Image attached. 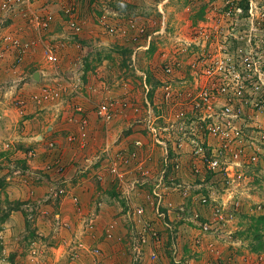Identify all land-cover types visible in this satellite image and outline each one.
<instances>
[{
  "label": "crops",
  "instance_id": "obj_1",
  "mask_svg": "<svg viewBox=\"0 0 264 264\" xmlns=\"http://www.w3.org/2000/svg\"><path fill=\"white\" fill-rule=\"evenodd\" d=\"M32 3L33 7L40 12L51 11L55 16L54 22L46 32V40L50 38V40L61 42L63 36L68 38L67 34L70 32L67 31L63 20L61 0H32ZM16 16L17 18H14L9 15L11 17L9 20L7 13L0 8V21L2 19L9 21L7 29L22 39L38 38L36 32L27 25L25 20L19 15ZM188 36V34L181 33L177 38L185 42L188 40ZM40 45L39 40L38 45L27 53L23 62L15 70L9 67L10 61L0 64V111L8 122L6 133L12 136L16 142L20 141L19 144L22 146L36 151L33 159L30 160L25 158L24 151L19 150L16 156L28 169L17 168L18 170H11L2 175L5 185L3 189L7 194L12 200L20 199L25 203L22 205L23 209L10 212L6 217L5 226L14 224L15 219L25 229L27 215L24 213L27 214L28 205H31L33 213L31 212L32 217L28 222L39 235L48 237V240L44 239V242H35L41 248L28 256L32 260V264H51L60 260L66 264H207L215 253L209 249L206 242L199 246L194 245L193 236L199 233L198 225L195 222L193 223L194 228L190 229V233L194 235L190 236L192 239L189 241L194 252H190V255L187 254L188 257H185L179 247L182 235L177 229L185 225L181 221L184 220V216L181 215L180 210L188 207V198H181L178 192L166 193L164 191L161 193L163 199L165 198L169 204L171 200L173 207L171 208L169 204V207L167 205H162L160 208L155 207L154 200L150 196L154 182L150 179L151 177H143L141 171L133 163L121 167L123 177H115L108 170L106 154L115 153L118 150H132L135 148L134 141L138 139L143 141V146L139 150L141 156L151 155L152 157L147 163L149 167L158 169L162 166L163 150L155 145L150 133H145L143 126L138 124L142 123L141 120L147 113L146 105L144 110H139L140 108L136 106L120 109L115 119L109 124H105L99 120L95 111L98 103L105 97V83L102 80L98 82L89 79L88 75H83L82 79L79 76V78L76 76L73 79H65L70 87L67 93L62 94L60 100L33 102L29 106L26 105L28 106L27 116L22 119L17 118L13 97L17 98L18 94H28L34 91L48 79L43 70L40 72L38 70L40 79H34L37 67H52L46 61ZM69 47L60 46L58 49L60 61L56 67L59 70L65 69L64 67L72 70L75 66H82L81 62L76 65L80 55L72 47ZM152 47L155 45L152 44ZM145 48L148 49L147 46ZM169 49L175 48L170 47ZM176 51H173L174 55L170 56V51L165 55L180 56L181 52L176 53ZM183 57L187 59L186 55ZM186 62L187 65H184L182 70L176 73L182 91L190 86L189 82L197 81V74L192 70L189 64L190 60L187 59ZM151 65L153 68L156 66L152 63ZM15 73L17 74L13 75ZM81 80L83 81L81 82ZM132 84L129 85L128 90L120 88L115 95L124 97L127 95L133 104L142 105L144 101L143 99L140 101L138 97L135 89L136 83ZM76 85H84L88 95L83 96L77 89L79 95L73 97L72 91L75 90ZM145 103H150L146 94ZM76 104L83 106V112L76 110ZM153 104L155 103L153 102ZM166 112L167 115H171V111ZM81 116L87 117L89 122L86 144L83 147L80 140L74 142L68 140L70 134L79 135L78 122ZM78 139L80 138L78 137ZM50 141H55L54 149L47 147ZM105 149H109V152H105ZM99 154L102 157L101 161L95 162L96 156ZM55 156H59L65 163V171L61 175L44 169L48 163L54 160ZM34 168H37V171ZM60 185H65L79 197V205L74 202L71 195L64 196V198L54 196L55 188L58 189ZM197 196L195 195L196 198ZM29 198L32 199L31 203L27 201ZM129 204L144 206V220L150 221L161 236V241L157 246L148 243L139 254H137L135 245L144 233V227L141 218L130 211ZM195 204V209L198 208L201 213L205 214L206 211H209L206 206ZM158 209L165 216H159ZM90 219L94 221L92 227L88 225ZM112 223L115 224L113 236L108 237L107 230ZM170 235H172L171 240H169ZM173 238H176L178 246L180 256L178 262H175L171 251ZM222 247L223 258H226L228 249L225 250L226 245ZM96 248L101 249L100 253L95 252ZM153 249L159 253L158 261H153L150 258ZM73 252L75 257H72ZM236 257L237 261L234 264H253L252 261L245 258V255L242 256L243 259L241 256Z\"/></svg>",
  "mask_w": 264,
  "mask_h": 264
},
{
  "label": "rangeland",
  "instance_id": "obj_2",
  "mask_svg": "<svg viewBox=\"0 0 264 264\" xmlns=\"http://www.w3.org/2000/svg\"><path fill=\"white\" fill-rule=\"evenodd\" d=\"M255 1L259 5V9L257 10L255 8V11H257L258 14H264V0ZM124 3L126 4L124 5ZM127 4L129 7L126 6ZM67 5L74 7L77 11L78 19L83 24L81 32L77 35L72 33V30L66 23L63 8ZM213 5L218 8L215 9ZM222 5L223 2L220 0H61L63 20L67 27V31L70 33L67 34L68 38H66L67 36H63L61 42L50 40V38L47 41L63 47L65 46V48L69 46L72 47V49L80 55L76 65L81 62L82 66H75L72 70L67 67H64L65 69L63 70H59L56 67L58 64L52 65L50 63L48 64L52 66L51 68L37 67V71L39 70L40 72L43 70L46 73H44L45 77L48 78L41 83V86L61 85L63 93H67L70 85L66 83L65 79H73L76 76L82 79L83 75H88L89 79L91 78L98 82L101 80L104 81L103 83H105L106 88L104 89L105 97L103 100L115 99L120 102H128L126 106L121 105L120 109L136 106L140 108L139 110H144L145 105L147 106L146 108H148L149 104L145 103L146 94L151 105L153 102L155 103L152 105L155 113L157 115H162V118L158 120V124L162 125L165 123V118H163V116H167L166 111H174L179 107L187 108V96H189L187 95V90L191 92L195 86V83L191 81L189 82L190 86H187L184 88V91H182L180 82L178 83L179 79L176 76L177 74L175 73L169 77L163 72L162 64L167 60V56L163 54L168 51L171 52L170 55L175 54L173 51L181 45L179 43H184L185 47L188 49L185 50L184 53L187 59L193 61V47L196 46V43L199 41V49L197 51H199L201 56L199 63L200 77H205V65L211 64L216 56L223 54L224 44L231 52H234L239 45L244 47V52L246 53L250 51L252 46L255 51L257 47L259 49V46L263 45L264 48V31L261 29H264V18H257L256 29L252 31L251 20L241 19L237 21V26L233 32L238 36L243 35L244 39L237 40L238 38H235L233 35L229 36L227 33L229 32L228 29L232 27L230 26L231 22L226 21V19L217 20L212 18L214 14L218 13V9ZM103 13H106L112 22L127 29V32L124 35L121 34L122 32L110 34L107 30L102 28L100 25V17ZM14 18H17V16L15 15ZM130 21H135L137 24L144 26L146 28V33L138 39H134L135 36H133V34L135 31H132L134 28L129 27ZM250 32H252V35ZM181 33L189 35L187 41L184 42L177 38ZM249 37L252 38V45L248 42ZM224 39L226 40L225 43ZM148 43L150 44V49L145 48ZM152 44L155 45V47L151 48ZM170 47L175 49H169ZM40 48H42L41 45ZM151 63L156 66L153 68ZM30 71L32 72V70ZM16 74L17 73L13 75ZM82 81L83 80H81V82ZM165 81H171L173 83V89L177 88L176 99L174 98L167 101L163 99L164 96L162 98V85ZM199 81L201 83V80ZM133 82L136 83L135 89L137 90L140 101L142 99L144 101L142 105L140 104L139 106L133 104L129 99L130 97L127 95L125 97L123 95H115L120 88L128 90L129 85ZM84 85H76L75 90L72 91L73 97L79 95L78 92L82 93L83 96L88 95V91H86L87 89ZM146 85L149 87V90ZM39 88H35L34 91ZM160 88L161 90L159 91ZM30 94L31 92L28 94H18L17 97L28 99ZM17 99L18 98H15V96L13 97L14 107L17 109V118L22 119L27 116V108L33 102L29 100L26 104L28 106L21 107ZM55 101L56 100H54V102ZM245 110L250 120L249 122L255 121L256 119L260 122L263 121L264 116L260 115L256 117L250 106L245 107ZM174 119L175 118H173V120ZM138 124L143 126V131L145 133H149L143 123ZM7 128L8 122H6L2 115L0 118V264H32V260L28 256L33 254L36 250L39 251L41 248V246L35 244V242H44V239L48 240V237L39 235L30 223L28 225L26 223L24 229L15 219L14 224L5 226L6 219L4 218L9 207L7 200L15 203L18 201L22 203L21 205L25 203L20 199L12 200L9 194H7L6 190L3 189L5 185L2 175L11 170L15 171L17 168L25 169L26 166L21 163L22 160L16 156L18 155L16 153L22 150L26 153L25 158L31 160L33 158L28 157L27 154L33 149L22 146V144H19L20 141L19 143L16 142L12 136L6 133ZM9 132H11L10 129ZM150 136L152 137L151 134ZM153 142L155 145H158L155 140H153ZM259 156L261 159L255 164L249 166L242 165L241 170L243 176L231 186L230 192H226L227 186L224 184L220 174H218L216 178H211V174L206 173V169L202 167V173L196 175L191 168V159L189 156L183 158L182 169L178 170V172L169 173L171 176L176 177L178 181H182L185 185H192L194 188L198 187L197 184H203L201 189L210 195V197L216 199V203H225L224 214L227 217V221L224 225L223 223L216 225L220 235H224V238L212 239L215 243L216 251L221 253L222 258L223 252L221 247L226 245L225 250L228 249V255L224 254L227 257L223 258V264H234L237 261L235 260V258H237L236 256H241L242 258L244 255L246 256L245 258L249 259L250 262L252 261L253 264H264V249L262 251H253L251 249V246L257 243L258 234H261L264 239V228L259 227V231L256 230L258 228L257 217L264 215V154H260ZM30 167L29 165V168ZM34 169L37 171V168ZM160 169L161 167H158V169L153 168L152 170L151 179L154 181L152 183L153 186L157 182ZM169 184H171V181L166 180L165 187H159V191L161 193L164 191L176 193L177 191L168 188L170 186ZM194 188H192V190ZM201 189H195L193 194L186 197L181 195V198H188V207L180 210L181 215L184 216V220L181 221L185 225L177 229L180 235H182V239L179 241V247H181V251L185 254V257H188L186 255H190V252H194V248L192 250L189 244V241L192 239L190 236L192 237L194 235L190 233V229L194 228L193 215L196 211H199L198 208L195 209V203H197L198 206H201L202 203L199 195ZM195 195H198L197 198ZM150 196H152L154 200L155 207L157 206L160 208L162 205L168 206L169 204L165 198V200L163 199L164 202L161 201V204H158V201L155 200L157 197L154 195ZM31 200L32 199L29 198L27 200L28 203H31ZM169 202L172 204L171 200ZM22 207L23 206H21V209H23ZM172 207L173 204L171 208ZM206 208L209 210L208 207ZM27 209V214H24L27 215L26 221L28 222L32 217L31 212L33 210L31 205H28ZM205 214L207 216L208 214L211 215V210L206 211ZM199 234L200 232L197 235ZM171 236L172 235H170L169 240L172 239ZM164 237L168 241L165 235ZM195 237L196 235L193 236V239ZM229 237H231L233 241L231 244L227 242ZM185 241H187L186 245L184 244ZM43 254L45 255V253ZM58 262L66 264L63 260Z\"/></svg>",
  "mask_w": 264,
  "mask_h": 264
},
{
  "label": "built area",
  "instance_id": "obj_3",
  "mask_svg": "<svg viewBox=\"0 0 264 264\" xmlns=\"http://www.w3.org/2000/svg\"><path fill=\"white\" fill-rule=\"evenodd\" d=\"M220 1L223 2V5L219 7L218 13L214 10L216 14L212 18L217 20L226 19V21L231 22L230 26L232 27L228 29L229 32L227 33L229 36L233 35L238 38L237 40H244L243 35L238 36L233 32L237 26V21L241 19L251 20L252 31L256 29L257 18H264L263 13L258 14L255 11V8L259 9V5L255 0ZM213 6L215 7V5ZM0 8L7 13L9 20L11 17L19 15L26 20L28 26L38 35V38L24 40L7 29L9 21L2 19L0 21V64L10 61L9 67L15 70L23 62L30 49L38 45L39 40L40 44L42 43L41 46L46 61L52 65L59 63L58 49L61 45L45 39L46 32L54 20V14L51 11L40 12L36 10L33 7L32 0H0ZM217 8L215 7V9ZM63 9L68 27L74 35L79 34L83 24L78 19L77 11L71 5H67ZM100 25L110 34L122 32L121 34L124 35L127 32V29L112 22L106 13L101 15ZM129 27L134 28L132 30L135 31L133 34L135 36L134 39H138L146 33V28L135 21H130ZM261 29L264 31L263 28ZM250 34L252 35V32ZM225 42L226 40L224 39ZM248 42L252 45L251 37H249ZM200 57L198 61L191 60L189 63L192 70L197 74V81L191 92L187 90V95H189L187 96V108L179 107L174 111L171 110L172 117L171 115L163 116L165 123L159 125L158 120L162 118V115H157L152 108L153 106L148 103L147 113L141 120L144 127L152 135V138L163 150V162L159 177L151 190L152 195L157 197L158 204H161L163 200V195L158 188L164 186L166 180L171 181L168 188L177 191L185 197L193 194L195 189L200 190L202 188L203 184H197L198 187L194 188L192 185H185L182 181H178L176 177L169 174L182 169L185 156L190 157L191 168L196 175L202 173V167L206 169V173L211 174V178H216L220 174L224 184L227 186L226 192H230L231 186L243 176L242 165L255 164L261 159L259 155L264 154V119L261 122L258 119H256L257 121L249 122L250 120L245 110V107L250 106L256 117L264 116L263 45L259 46V49L257 47L256 51L252 46L250 51L246 53L242 45L237 46L235 51L231 52L224 44L223 54L216 56L211 64L205 65V77H200ZM180 67H182V61L179 59L167 61L163 64V72L170 77L177 73ZM199 80H203V83H200ZM61 87V85H42L39 89L32 91L28 99L17 97V102L21 107H25L29 100L35 103L57 100L63 94ZM146 87L149 90L147 85ZM162 89L165 100L176 99V89H173L171 81H165ZM127 103V101L120 102L115 99L103 100L95 108L96 115L100 121L109 124L115 119L120 106H126ZM75 107L78 112H83L82 105L76 104ZM1 117L2 111H0ZM173 118L175 119L173 120ZM88 123L87 117L81 116L78 122L79 135L70 134L68 140L71 142L80 140L81 146H85ZM142 146L143 141L138 139L134 141L135 148L129 151L118 150L115 153H110L109 149H105V152H109L106 154L109 172L115 177H123L121 167L133 163L141 171L143 177L150 178L153 169L147 163L152 157L151 155L141 156L139 150ZM47 147L54 149L55 141H50ZM35 154L36 151L31 150L27 155L28 157H34ZM101 158L100 154L97 155L95 162L101 161ZM44 169L61 175L65 171V163L62 162L59 156H55L54 160L48 163ZM192 188L194 189L192 190ZM168 192L166 191V193ZM53 194L57 198L71 195L76 204L79 205L80 203L79 197L66 186L55 188ZM199 195L201 204L211 210V215L206 216L200 211L194 213L193 220L198 225L200 232L193 239L194 245L199 246L206 242L209 249L215 253L207 264H223L222 260L224 259L221 253L216 251L215 243L212 239L224 238V235H220L216 225L222 223L224 225L227 221V217L224 214L225 203H216V199L210 197L202 189ZM129 206L130 211L139 216L143 222L144 233H142L135 245L137 254H139L148 243L157 246L161 241V236L150 221L144 220V206L133 204H129ZM169 206L171 207L172 204L170 203ZM158 214L159 216H165L159 209ZM93 224L94 221L90 219L88 225L92 227ZM114 227V223L109 225L107 230L108 237L113 236ZM227 242L229 244L233 243L232 238L229 237ZM100 251V248L95 250L96 253H100ZM171 251L175 262H178L180 256L176 238H173ZM150 258L153 261L159 260V253L156 249L152 250ZM51 264L62 263L56 261Z\"/></svg>",
  "mask_w": 264,
  "mask_h": 264
},
{
  "label": "trees",
  "instance_id": "obj_4",
  "mask_svg": "<svg viewBox=\"0 0 264 264\" xmlns=\"http://www.w3.org/2000/svg\"><path fill=\"white\" fill-rule=\"evenodd\" d=\"M125 4L126 3H124V5ZM126 6L129 7L128 4ZM62 186H65V185H60L58 188H60ZM2 188H3V186H2ZM7 202H8L9 207H8V212L6 213L4 219H6V217L10 214V212L15 211V210H20L21 209V206H22L21 205L22 203H19L18 201L15 203V202H12L10 200H7ZM28 224H29V222H27V225ZM257 226H258V228L256 229L257 231H259V227L264 228V215L257 217ZM257 237H258L257 238L258 239L257 240V243L254 244V245H252L251 246V249L253 251H262L264 249V239H263V236L261 234H258Z\"/></svg>",
  "mask_w": 264,
  "mask_h": 264
},
{
  "label": "flooded vegetation",
  "instance_id": "obj_5",
  "mask_svg": "<svg viewBox=\"0 0 264 264\" xmlns=\"http://www.w3.org/2000/svg\"><path fill=\"white\" fill-rule=\"evenodd\" d=\"M147 47L149 48L150 47V44L149 45H147ZM187 50L186 49V47H185V45L183 44H181L176 50V53H179V52H181V55L179 56V55H176L175 57H170V56H168L167 54L165 55V54H163L164 56H167L166 57V59L167 60H165L164 62H163V64L165 63V62H170V61H174V60H176V59H179V60H181L182 61V67H180L177 71L179 72V71H181L182 70V68L184 67V65H187L186 63V59H185V57H183V55H186L185 53H184V51L185 50ZM193 51H194V54H193V56H194V61H198V59H199V57H200V53H199V51H197L198 49H199V43H196V46H194L193 47ZM165 53V52H164ZM174 55V54H173ZM163 64H162V69H163Z\"/></svg>",
  "mask_w": 264,
  "mask_h": 264
},
{
  "label": "water",
  "instance_id": "obj_6",
  "mask_svg": "<svg viewBox=\"0 0 264 264\" xmlns=\"http://www.w3.org/2000/svg\"><path fill=\"white\" fill-rule=\"evenodd\" d=\"M34 78H35V79H37V80H38V79H40V74H39V72H38V71H37V72H35Z\"/></svg>",
  "mask_w": 264,
  "mask_h": 264
}]
</instances>
